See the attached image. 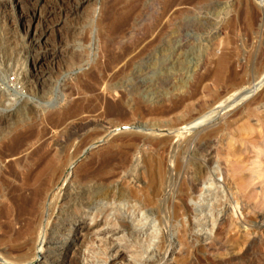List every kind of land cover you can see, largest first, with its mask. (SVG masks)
<instances>
[{"label": "rangeland", "instance_id": "rangeland-1", "mask_svg": "<svg viewBox=\"0 0 264 264\" xmlns=\"http://www.w3.org/2000/svg\"><path fill=\"white\" fill-rule=\"evenodd\" d=\"M72 1L74 0L20 1V9L23 14L26 13L25 19H28L33 10L35 15L40 14L41 17L47 10L50 11L51 14L44 17L38 26L39 31L44 24L59 28L56 24L61 20L62 13L67 12V22L63 28L68 27L70 30L65 32L60 28V31H52L41 42L47 43L48 48H54L53 45H57L59 39V50L72 51L69 59L65 56L45 68V75L48 76L46 85L49 86L45 87L43 94L26 91L33 98L29 101H37L42 94L44 100L53 98V101L58 102L64 93V84L76 89L80 83L89 81L87 74L94 64L101 65L105 62L108 54L98 49L93 36H97V32L101 36L104 31V24L99 25L98 19L106 8L111 6L117 12L126 9V6L134 7L125 30L116 37L112 45L107 46L106 51L110 55L128 48L130 51L136 48L138 50L145 44L148 35L155 33L158 25L163 27L167 20L163 8L168 0H142L140 4L136 3L137 0H94L86 5L92 6L84 10L80 20H74L70 5ZM238 1L208 0L200 12L195 10L197 15L190 13L191 16L178 17L175 24L170 23L167 26L166 35L139 62L150 63V72L143 71L146 77L150 75V85L146 87L130 79L122 84L128 90L127 97L152 109L172 106L178 99L192 94L191 99L163 117L155 118L156 116L150 115L147 119L149 122L144 120L145 126L141 124L143 122L137 121L116 126L106 120H98L87 125L86 129L70 131L71 134L68 132L61 138L64 139L61 146H66L67 151L74 155L70 167L73 171V185L68 190L74 196V192L81 186L79 179L83 178L85 172L99 166L105 155L115 152L113 156L117 160L131 146L133 137L139 133H150L151 137L150 140L146 138L145 141H140L137 147L128 152L127 161L104 188L108 193L106 197L96 198L78 209L70 207L64 213L62 218L76 221L82 228L80 232L74 231L70 235L69 242L74 245L76 254H67L66 264H92L95 260L94 264H131V253L136 250L131 237L144 240L146 235L152 236V239L140 250L138 264H264V84L256 87L254 85L258 80H246L230 90L234 95L230 92L222 93V97L213 104L201 109L198 117L203 115L204 119L200 116L194 122L191 120L187 130H181L183 126L168 125L174 123L188 109L197 111L201 108L200 105H206L220 89L218 85L211 87L210 77H203L211 67L207 41L215 32L214 27L218 30L213 39L214 53H219L224 42L230 40V46L239 52L235 56L236 62L243 60L249 66L257 56L260 48L257 49L258 43L253 36L244 35L240 28L227 34L229 31L225 24L235 16L234 10ZM250 1L258 3V0ZM135 3L137 6H133ZM227 5H231L228 9L231 11L225 16ZM19 12V9L5 11L0 7V117H7L10 109L13 110L10 111L13 115L7 117L11 119L7 125L0 126V144L27 127L30 129L27 133L33 134L29 137L25 133V138L28 136L29 139H25L27 148L23 153L27 155L49 139L53 128L45 116H42L41 110L44 108L39 104L41 101L33 103L32 111H35L31 112L24 105L26 100L22 97L20 101L17 100L11 91L22 84V74L17 77V73L21 71L20 67H23L24 57L27 55L26 52H20L24 27L17 21V15L21 13ZM204 18H210L213 22ZM33 20L35 23L36 18ZM75 25L79 29L74 33L71 29ZM181 34L190 37L189 46L183 47L184 56H179L174 62L176 54L173 51H176ZM244 40L247 42H243ZM244 44L245 54L242 51L245 50ZM80 59L84 60V64L78 63ZM178 61L182 64L180 67H176ZM261 78L264 83V73ZM102 91L100 85L95 88L94 93L104 96ZM229 95L231 98H228ZM90 96L91 93L87 94V97ZM76 98L77 95H66L64 101H59L52 110L46 108L44 113L50 116L62 112ZM108 99L113 100L114 96H109ZM223 99H226L224 103ZM219 102L224 105L221 106ZM17 109L19 113L14 114ZM19 120L24 123L19 124ZM194 123H197L196 126ZM39 130L47 131V135L43 138L37 137ZM93 132L99 133L97 138L90 136ZM159 132V137L167 139L156 145L155 139L158 136L156 138L155 133ZM247 136L252 138L251 141L244 140ZM86 138V143H80L81 139ZM6 159L0 161L2 170H7L6 166L11 161L9 157ZM36 159L37 156L34 155L29 161L34 163ZM119 190L127 194H140H137L138 199L127 196L118 200L116 195ZM143 196H150V207L142 208ZM76 199L79 200L77 197ZM118 220L125 221L128 228L123 227ZM100 247L106 248L102 255L97 254V259L93 258V253ZM121 254L123 255L120 256Z\"/></svg>", "mask_w": 264, "mask_h": 264}, {"label": "bare ground", "instance_id": "bare-ground-1", "mask_svg": "<svg viewBox=\"0 0 264 264\" xmlns=\"http://www.w3.org/2000/svg\"><path fill=\"white\" fill-rule=\"evenodd\" d=\"M20 1L22 0L0 1V7L2 9H5V11L7 9H19L21 13L19 12L20 14L17 15V21L24 27V32L21 40L23 46L21 47L20 52H26L27 55L24 57L23 67H20L21 71L17 73V77L22 74L20 79L22 80V84L24 86L21 84L18 88L11 89V91L13 92V95L16 96L17 100L20 101L22 97L23 100L27 101H25L24 105H27L28 109L31 110V112L35 111H32V106L34 105L33 103H38L39 101H41V103L39 102V104H41L44 108L41 110L43 113L42 116H45V118L48 120V123L53 128V131H51L52 135L49 136V139L47 138L48 140H43L44 142L41 143V145H38V147L32 150L29 154L27 153V155H24L23 153L27 148L25 147V139H29V137L33 135H29L27 133V131L30 130L27 127H24V130L22 131H18L8 140H3L0 144V161L6 159L7 157H9L11 160L6 166L7 170L0 169V264H66V255L69 253H73V255L76 254L74 245H71L69 242L70 235H72L74 231L80 232L82 228L79 223H76V221L71 222L67 221L66 218H62L64 213L67 212L68 208L70 207H72V209H75V207L76 209H78L79 206H86L93 202V200L96 198L106 197V194L108 195V193L105 192L106 190L104 188L113 180V178L118 173V170L121 169V167L125 164V162L127 161L128 152H130L140 141H145L146 138L147 140H150L151 137L150 133H141V135L139 133L138 136L133 137L134 140L131 146L125 149L122 154L118 156L117 160L116 157L113 156L115 155V152L112 155H105V157L99 162V166L93 168V170L89 172H85V174H83V178L79 179L81 181V186L77 191L74 192V196H71L68 191L70 185L72 184L71 177L73 171L70 167L73 162L74 155H71L69 151H67L68 148L66 146H61L64 140H62L61 138H63L66 133L70 131H80L87 125L98 120H106L111 125L116 126L120 123H130L137 121L140 123L143 122L141 124L145 126L144 120L146 122L150 115H153V117L156 116L155 118L159 116L163 117L164 115H168V113L170 112L172 113L173 110L175 111V109L183 105L185 101L191 99L193 97L192 94L185 96L182 99H178L172 106L170 105L169 107H163L161 109H152L148 106H141V104H139L138 102H134L131 98L127 97L128 90H126L125 86H122V84L124 85V83L130 79L131 81L133 80L136 83L140 82L146 87L149 86L150 75H147L146 77V74L144 75L143 71L145 70L146 72H150V63L139 64V62L142 61V57H144L146 53L150 52V48L153 47L158 41H160L161 38H163L162 36L166 35L167 26H169L170 23L175 24L178 17L185 18L187 17V15L189 16L190 13L196 14L195 10L199 11L203 7L204 3H208V0H168L163 8L164 15H167V20L163 27L162 25H158L155 33L149 34V38H146L148 37L146 36L145 38L147 39V41L144 45L141 44L142 47H138V50H136V48L133 49L136 51H130L128 50L130 48H128L127 50L123 49L121 50V52L111 55L106 51V49L108 48L107 46L112 45L116 37L121 34L123 30H125L130 20L129 15L132 14V10L134 9L133 6H137L136 3L140 4L142 0H137V2L133 4V6H131L133 8L126 6V9H122L121 11L117 12L109 5L110 8H106L105 10H103L102 16L100 17V19H98L99 25L104 24L103 33H101L100 36V33L97 32V36H93L94 40L96 38L95 42L97 41L98 49L100 48L101 52H104V54L106 53V55L108 54L106 56L105 62L101 65H98L97 63L94 64V66L88 71L87 74L89 81L80 83L79 86L76 87V89L74 87L70 88V86H66L64 84L62 88V91L64 93L61 94V98L60 100H58V102H56L57 100L53 101V98H51L52 100L48 98H45L46 100H44V95L42 94L45 87L49 86L46 85V79L48 78V76L45 75L46 72H44V70L45 68H48L47 66H51L53 61L56 62V60H60L65 56L67 59H69L72 56V51L69 52L64 49L59 50L60 46L58 44L61 42V40L59 39V43L57 44L58 47H56L57 45H53L54 48H48V44L44 42L42 43L41 40L46 34L49 35L52 33V31L54 32L57 29V31H60L59 29L63 28V25L67 22V12L62 13L61 20L56 24L59 26V28L47 27V24H44V26L39 31L38 26L41 24V22H43L44 17H48L51 14L50 11L47 10L48 15L46 11L44 16L41 17L40 14L35 15L33 10V12H31L28 16V19H25L26 13H22L23 10L20 9L22 8ZM92 1L94 0H74L72 1L73 3L71 2L72 4L70 5L72 6L71 11L74 20L82 18L84 10L92 6L91 4L89 6L86 5ZM237 3L238 4L236 5V8L234 10L235 16H233V19H230L225 24V28L229 31L227 32V34H230V32L232 33L235 30H239L238 28H240L244 35L246 34L247 36H253L258 43L257 49L260 48V50L257 52V56L253 58L254 60L252 63H250L249 66L248 62H246L245 60V62H243V60L242 62L239 61L240 63L236 62L235 56L239 52L238 50L235 51L233 47L230 46V43L232 41L226 39L222 50H220V52L217 54L214 53L213 39L218 32L217 27H214L215 32L210 35V39H208L207 41L208 50H210L208 56L210 57L209 63L211 64V67L209 71H206V75L204 74L205 76L203 75V77H210L211 87L214 85H218L220 89H218L219 91L217 90L214 93L212 99L206 105H200L201 108L199 107L197 111L188 109V111L185 112L181 117L177 118L174 123L171 122L170 124H166L183 126V128L181 127L180 129L184 131L188 127L191 120V122H194V120H198V118L201 116L200 115L198 117V115L202 111L201 109L213 104L217 99L222 97V93L228 94L230 90L237 87L239 83L246 80H258V82L254 86L259 87L264 84L263 78H261L264 73V0H258L257 4H255L254 2L252 3V1L250 0H239ZM230 6L231 5L226 6L225 13L223 12L225 16L228 14V12L231 11L228 10ZM93 12H96V7L93 8ZM200 16L198 17L201 18ZM34 17L36 18L35 23H33ZM204 19L209 22H213V20H210V18ZM182 24L183 23L181 21L180 25ZM63 29L65 30V32L66 30H70L68 27H64ZM78 29L79 28L75 25L72 27L71 32L75 33V31H77ZM58 35L62 36V34L60 33ZM180 36V42L176 44V51H173V53L176 54L175 59H173L175 60L174 62L177 61V58L179 56H184V53L182 54V52L184 51L183 47L189 46L190 37L184 34H181ZM246 40H244L243 42H247ZM244 46L245 49L246 45L244 44ZM242 51L244 53V51L246 52V49H242ZM246 56L249 57L250 55ZM83 62L84 60L80 59L78 63L84 64ZM180 65L182 64H180V62L178 61L176 63V67H180ZM80 69L83 70V68ZM100 85L102 86V90L105 93L104 96L101 94L99 95V93H94L95 88ZM120 88H122L123 90H120ZM26 91H32L35 92V94H42L38 96L39 99H37V101L35 99V101H29V99L33 98L29 94L27 95ZM89 93H91L90 98L87 97V94ZM2 94L3 93L1 91V95ZM230 94L234 95V92H230ZM66 95H77V98L69 103L67 108L62 112H58L57 114H53L50 116L44 113L46 108L52 110L54 107H56L59 101H64ZM109 96H114V99L109 100ZM228 98H231V96ZM226 99H223V103ZM223 103L219 102L221 106ZM10 111L13 110L10 109ZM10 111L7 113V117L13 115V112ZM17 112L19 113L18 109L14 112V114H16ZM7 117H0V126H2V124H4L3 126L7 125L6 123L10 119ZM15 117L18 116L15 115ZM201 117L203 118V115ZM26 121L27 120H25V122ZM22 122V120H19V124ZM195 124L197 123H194V125ZM2 127H0V129ZM26 128L27 130H25ZM44 131L45 130L37 131V137L43 138V136L47 135V131ZM95 132H93L90 136L96 137V135H98L99 133L96 134ZM176 132L174 133L176 134ZM25 133H27L29 137L27 136L25 138ZM159 134H161V132L157 134L155 133L156 138ZM166 139L167 137L158 136V138L155 139V144H162ZM251 139L248 136L244 138V140L247 142L251 141ZM86 142L87 138L81 139L80 141V143ZM34 155L37 156V159L36 162L32 163L31 161H29V158ZM137 194L135 192H130L129 194H127L126 192L119 190L116 197L118 198V200L123 199V197L127 196L133 199H138ZM76 197L79 198V200H77ZM69 201L72 202L70 203ZM141 206L142 208L150 207V196H143L141 200ZM118 221L123 227H125L126 229L128 228L129 225L125 221ZM140 224H142L141 220ZM64 239H66V241L62 242V240ZM131 239L133 240V245H135L136 248V250L131 253V264H138L140 262L141 256L140 250L145 248L146 243L151 241L152 236L146 235L144 240H136L135 237H131ZM105 248L106 247H100L99 249H97V251L93 253V258L97 259V254L102 255ZM122 255L123 254H121L120 256ZM71 261L72 260H70V262Z\"/></svg>", "mask_w": 264, "mask_h": 264}]
</instances>
